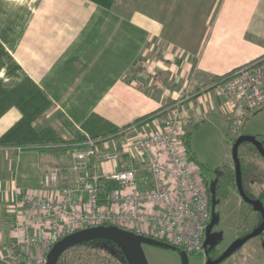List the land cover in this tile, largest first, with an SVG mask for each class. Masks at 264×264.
Here are the masks:
<instances>
[{
	"label": "crops",
	"instance_id": "1",
	"mask_svg": "<svg viewBox=\"0 0 264 264\" xmlns=\"http://www.w3.org/2000/svg\"><path fill=\"white\" fill-rule=\"evenodd\" d=\"M263 55L264 0H0V264L22 194L42 192L53 167L60 187L74 178L70 152L39 147L120 133L179 102L184 129L233 124L241 113L211 83Z\"/></svg>",
	"mask_w": 264,
	"mask_h": 264
},
{
	"label": "built area",
	"instance_id": "2",
	"mask_svg": "<svg viewBox=\"0 0 264 264\" xmlns=\"http://www.w3.org/2000/svg\"><path fill=\"white\" fill-rule=\"evenodd\" d=\"M211 88L224 96L231 110L249 117L264 107V55ZM179 104L170 115L169 108L160 112L153 130L127 139L124 134L136 125L121 131L120 146L113 151L104 150L110 139L80 141L70 151L74 178L68 186H59L61 167L45 171L44 190L17 200L12 238L1 249L11 259L9 264H47L57 241L97 225L119 226L190 253H205L210 194L203 167L187 150ZM230 129L238 136L240 120Z\"/></svg>",
	"mask_w": 264,
	"mask_h": 264
},
{
	"label": "rangeland",
	"instance_id": "3",
	"mask_svg": "<svg viewBox=\"0 0 264 264\" xmlns=\"http://www.w3.org/2000/svg\"><path fill=\"white\" fill-rule=\"evenodd\" d=\"M167 108L169 110L164 108L154 112L158 116L160 112L167 110L168 115H170L178 106L171 103ZM162 113L164 114V112ZM233 122L236 123L237 121ZM231 124L226 118L214 115L211 119L202 122L199 127L193 129L191 137L193 153L198 160L209 167L208 175L213 185L217 177L216 171L234 167L232 146L236 137L246 131L264 133V107L249 117L244 118L241 116V129L238 136L231 132ZM188 126L189 123L186 125V132L189 129ZM124 135L127 139L130 136L133 137L136 133ZM120 142H117L118 144H115L116 146L113 149L108 146L104 150L113 151L118 149ZM101 145L104 146L102 143ZM249 148L248 145H243L240 148L245 162H257L264 169V159H259L248 150ZM101 151L103 150L101 149ZM250 189L251 196L256 198L264 189V182L253 184ZM231 191L227 198L222 196L216 198L215 195V219L210 221L206 229L204 239L206 248L216 245L220 251H224L230 244L239 239L246 229V224L242 221V212L246 206L238 189L232 188ZM142 248L149 264H206L210 260L207 259L206 253H190L179 247L150 241L142 243ZM235 253H233V257L231 256L232 258L228 257L221 264H228L229 262L230 264H264V231L260 235L249 239Z\"/></svg>",
	"mask_w": 264,
	"mask_h": 264
},
{
	"label": "trees",
	"instance_id": "4",
	"mask_svg": "<svg viewBox=\"0 0 264 264\" xmlns=\"http://www.w3.org/2000/svg\"><path fill=\"white\" fill-rule=\"evenodd\" d=\"M258 59V58H257ZM255 59V60H257ZM234 71V70H233ZM226 73L219 77H216L212 81V85L218 81H222L232 74V72ZM157 116V113L152 112L145 116L140 117L135 125L142 126L150 121H152ZM200 126V123L192 122L189 123V129L185 134V144L188 152L191 157L194 158L197 162L201 164L205 173L209 170L207 165L203 164L198 158L194 155L192 149L191 137L193 134V129ZM122 136L118 131H114L111 135L103 136V138L111 139V137L120 138ZM257 137L263 141L264 144V135L259 134ZM237 138V137H236ZM236 140V139H235ZM234 140V141H235ZM79 142L69 141L61 144L49 145L46 147H39L40 149L51 150L52 152H70L72 149L78 146ZM248 145V149L251 153L255 154L259 159L264 157L260 154L257 147L249 142H243L241 146ZM240 146V148H241ZM240 160H241V177H242V186L245 193L251 196V186L256 183L264 182V169L257 162L246 163L244 156L239 150ZM114 183H110L109 187H114ZM237 188L236 185V170L235 167H227L223 170L222 176L219 178L216 186L210 187L209 191H213V194L216 196L229 197L231 194V189ZM212 198V196H211ZM256 198L261 199L264 202V189L259 193V196ZM246 206L245 210L242 212V221L246 224V229L241 235L244 236L251 232L255 227L260 225L263 221V215L260 212L255 211L253 206L246 201H243ZM162 242H165L160 239H156ZM176 247V246H175ZM210 261L218 258L220 255V250L217 246L209 248ZM58 264H129L125 252L122 248L115 242L109 239H93L87 240L78 244H75L68 249H66L58 259Z\"/></svg>",
	"mask_w": 264,
	"mask_h": 264
},
{
	"label": "water",
	"instance_id": "5",
	"mask_svg": "<svg viewBox=\"0 0 264 264\" xmlns=\"http://www.w3.org/2000/svg\"><path fill=\"white\" fill-rule=\"evenodd\" d=\"M243 142H249L255 145L264 157V144L257 135L255 134H241L239 135L233 143L232 146V158L234 162V167L236 170V185L240 196L244 201L251 204L256 211H259L263 215V221L260 225L255 227L248 234L240 237L231 245H229L226 250L214 261L208 264H219L222 261L230 257L235 251L242 247L249 239L260 235L264 231V203L259 198L249 197L242 186L241 177V160L239 155L240 146ZM221 172H219V175ZM213 203L215 202V194L212 196ZM109 239L117 243L122 250L125 252L129 264H149L147 257L143 251L142 243L150 241L158 244H167L175 247L167 242H162L156 240L155 238L135 234L129 230L121 228L115 225H97L81 229L64 236L62 239L57 241L47 257V264H58V259L61 254L69 247L93 239Z\"/></svg>",
	"mask_w": 264,
	"mask_h": 264
},
{
	"label": "flooded vegetation",
	"instance_id": "6",
	"mask_svg": "<svg viewBox=\"0 0 264 264\" xmlns=\"http://www.w3.org/2000/svg\"><path fill=\"white\" fill-rule=\"evenodd\" d=\"M217 172V177H216V180H215V183H214V185H213V183H212V181L210 180V178H209V175H208V173H209V170L206 172V183H207V185H208V189L211 187H214V186H216V183L218 182V180H219V178L222 176V174H223V171H221V170H218V171H216ZM219 172H221V174L219 175ZM209 194H210V208H211V220H213V219H215V216H214V214H215V204L213 203V200H212V198H211V196H213V191L211 190V192L209 191ZM216 198H217V196H216ZM243 200V199H242ZM244 201V200H243ZM264 203V202H263ZM256 211V210H255ZM257 212H259V211H257ZM241 237V236H240ZM231 245V244H230ZM216 246V245H215ZM213 247V246H212ZM210 248V247H209ZM209 248H206V246L204 245V250H205V253H206V255H207V259H211L210 258V254H209ZM226 250V249H225ZM224 250V251H225ZM224 251H220V255L224 252ZM219 255V256H220ZM217 259V258H216ZM215 260V259H214ZM213 260V261H214ZM225 261V260H224ZM224 261H222L221 263H223ZM212 261H210L209 260V262H207L206 264H208V263H211ZM221 263H219V264H221Z\"/></svg>",
	"mask_w": 264,
	"mask_h": 264
}]
</instances>
